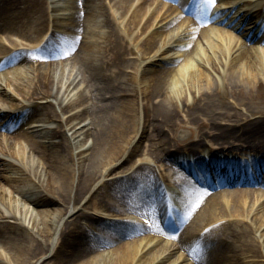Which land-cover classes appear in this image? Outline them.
Returning <instances> with one entry per match:
<instances>
[{"label": "bare ground", "instance_id": "6f19581e", "mask_svg": "<svg viewBox=\"0 0 264 264\" xmlns=\"http://www.w3.org/2000/svg\"><path fill=\"white\" fill-rule=\"evenodd\" d=\"M168 1L0 0V264H264V0Z\"/></svg>", "mask_w": 264, "mask_h": 264}, {"label": "rangeland", "instance_id": "374dc122", "mask_svg": "<svg viewBox=\"0 0 264 264\" xmlns=\"http://www.w3.org/2000/svg\"><path fill=\"white\" fill-rule=\"evenodd\" d=\"M177 1H179V0H177ZM229 1V0H228ZM28 2H31V0H28ZM156 2L157 3H159V10H160V12L159 13H162V11H164L166 8H167V6H171L172 8H177V3H175V2H169V1H167V0H156ZM247 7H250V6H247ZM2 15H0V17H1ZM185 17H187V18H190L191 19V17L188 15V14H185ZM1 19V18H0ZM83 20V19H82ZM251 20H253V19H251ZM0 26H4V23H3V21L2 20H0ZM220 27H222L224 30H226L225 28H227V27H223V26H220ZM81 29H79V30H77V32L78 33H81V31H80ZM240 33H244L243 32V30H240L239 32H234V34H236L237 36L240 34ZM12 37V35H9V34H6V33H3L2 31H0V42H1V44H0V48H1V50H5L6 49V46L8 45V41H9V39ZM14 38H16L15 37V35L13 36ZM83 40H79V42H77L76 44H74V45H70L69 46V48H74V47H80V48H84V43L82 42ZM252 44V43H251ZM59 51H61V49H59ZM78 67H80V66H78ZM4 89L7 91V92H9L10 94H15V90H14V87L12 86V84L10 83V82H6L5 84H4ZM135 104H136V107L138 106V104H137V102L135 101ZM141 105H142V103L140 102V107H139V109L140 110H138V114L140 115V117H142V110H141ZM141 111V112H140ZM18 127V126H17ZM16 127V128H17ZM14 129V128H13ZM20 128H17V131L19 130ZM8 135V133L7 132H1V135ZM1 138H5L4 136H1ZM147 144H148V142H147V140L145 139V138H142L141 140H140V145H139V147H138V149L135 151V154L133 155V157H131L128 161H127V164H125V165H123V167H126V166H128V164H131V163H133L137 158H140V157H142V156H144L143 154H144V150H146V148H147ZM211 143L210 142H207V143H205V145H203L202 147H199L198 149H199V153L197 154V156L199 155V157H200V153L201 154H205V153H207L206 151L209 149L210 150V147H211V145H210ZM205 150V152H203V151ZM201 151V152H200ZM212 152H214L215 150H211ZM183 154L185 155L186 154V152L184 151L183 152ZM210 154H217L216 152L215 153H211L210 152ZM224 154H226V153H224ZM184 155H182V157L184 156ZM187 156V155H186ZM160 163L162 164V165H166V163H165V161H160ZM179 172H180V169H179ZM135 190L137 189L136 187L134 188ZM128 192L129 193H131L132 191H130V190H128ZM109 194H111V195H113V194H116V192H113V190L111 189L110 191H109ZM108 198L106 197L105 198V200H107ZM102 207L99 209V214H106V213H108L107 212V206H105V204H104V202L102 203ZM149 206V205H148ZM160 208H161V206H159ZM146 208V207H145ZM152 211H154V212H156V213H158V214H162V211H160L159 209H158V206L156 205V208L155 207H153V209H152ZM160 211V212H159ZM161 217V216H160ZM162 218V217H161ZM161 227V226H160ZM177 233H179L178 231H177ZM146 234H149V235H155V233L153 232V233H150V232H146ZM168 235H172L171 234V227H169V225L167 226V229L164 231V233L163 234H160L159 236L162 238V239H166V241L168 240L169 242H172V239H170V237L168 236ZM173 242H174V244H176V241L175 240H173ZM176 248H178V245L176 244ZM176 252H177V255L178 254H180L179 252V249H176L175 250ZM222 253L224 254V255H229V254H231L230 252H228V249H224V248H222ZM184 255L186 254V253H183Z\"/></svg>", "mask_w": 264, "mask_h": 264}, {"label": "snow or ice", "instance_id": "6c2138e0", "mask_svg": "<svg viewBox=\"0 0 264 264\" xmlns=\"http://www.w3.org/2000/svg\"><path fill=\"white\" fill-rule=\"evenodd\" d=\"M202 2L204 3V5L206 7H210V6H214L216 3V0H202Z\"/></svg>", "mask_w": 264, "mask_h": 264}]
</instances>
